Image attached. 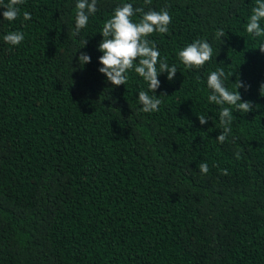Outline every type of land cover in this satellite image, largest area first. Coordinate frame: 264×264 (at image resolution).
<instances>
[{
	"label": "trees",
	"instance_id": "obj_1",
	"mask_svg": "<svg viewBox=\"0 0 264 264\" xmlns=\"http://www.w3.org/2000/svg\"><path fill=\"white\" fill-rule=\"evenodd\" d=\"M76 3L24 0L15 20L0 16V264H264V37L246 32L256 0H97L74 35ZM122 3L172 18L148 37L177 67L149 93L156 112L141 111L148 85L134 71L120 86L98 71L103 24ZM17 31L19 45L4 41ZM197 39L213 57L186 69L178 52ZM218 68L253 105L233 108L223 144L228 105L207 99Z\"/></svg>",
	"mask_w": 264,
	"mask_h": 264
},
{
	"label": "clouds",
	"instance_id": "obj_2",
	"mask_svg": "<svg viewBox=\"0 0 264 264\" xmlns=\"http://www.w3.org/2000/svg\"><path fill=\"white\" fill-rule=\"evenodd\" d=\"M24 3V0H8L5 4L0 0V7L4 9L0 16L8 21L15 20L20 10L18 5ZM145 5H150L152 0H144ZM75 30L74 35L88 24L89 17L97 12V0H77L75 5ZM246 32L254 37H264V27H261V21L264 20V0H256V6L251 10ZM140 14L139 19L134 21L133 17ZM24 20H30L31 15L28 12L23 13ZM172 18L167 8L159 11L144 8H134L131 3H122L114 9L113 14L108 18L102 27L101 36L103 39L98 44V51L102 55L98 58L102 67L98 71L107 78L113 86L125 85L128 81V73L134 71L139 77L143 78L148 85V91L138 92V101L142 105L141 111L152 113L159 111L162 101L155 93L160 87L158 76L161 73H167L169 81L175 78L177 67L175 64L169 66L167 58H160V51L155 42L148 39L153 33L166 34L169 31V25ZM225 36V32L220 29L216 32V37ZM4 41L10 45H19L24 40L22 32H10L3 37ZM86 44V40L83 45ZM261 53H264V42L258 47ZM213 57V49L206 40L197 39L178 52L179 61L186 69L202 68L206 62ZM80 64H86L91 58L86 53L81 52L77 57ZM158 65V67H157ZM223 68H218L210 72L207 77V88L211 94L207 99L210 103L216 105H228L221 107L219 112L220 125L222 131L216 137L218 143H225L229 134L232 132L231 124L235 119L233 108L236 112L247 113L252 111L253 105L250 101L241 102L240 93L235 90L229 91L225 86V79H228ZM247 87L242 82L236 83V89ZM264 89V84L260 90ZM164 95V94H161ZM201 125L207 124L210 120L205 115L197 116ZM199 170L202 174L209 171L208 165L201 162ZM222 174H228L227 170H222Z\"/></svg>",
	"mask_w": 264,
	"mask_h": 264
}]
</instances>
